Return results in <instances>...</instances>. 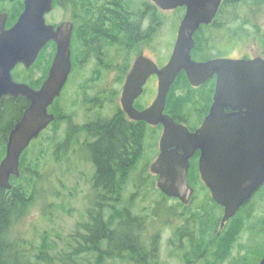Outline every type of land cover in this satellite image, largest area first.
<instances>
[{"label":"trees","instance_id":"obj_1","mask_svg":"<svg viewBox=\"0 0 264 264\" xmlns=\"http://www.w3.org/2000/svg\"><path fill=\"white\" fill-rule=\"evenodd\" d=\"M259 1L261 0H224L213 22L201 26L195 33L192 59L206 61L214 57H228L231 53H224L225 44H230L229 47L233 50L239 39H252L255 33L251 29L255 26L248 11ZM132 3L134 1L129 0L128 28H125L120 17L117 18L112 13L103 18L98 25L105 30L104 32L98 29L90 31L91 24L86 26L84 35L96 36L98 47L95 54L97 58L104 59L105 64L110 63V57L115 59L120 53L123 58L128 54L130 60L136 44L147 41L148 37L152 39L156 35L158 24L154 30L151 22L152 12L150 24L146 23L141 27L138 12L140 6ZM144 4L145 10L149 9L145 1ZM105 5L104 8L98 7L100 13L105 12ZM22 8L23 0L13 2L0 0V12L8 13V26L15 22ZM183 11V8L177 9L169 18L162 13L158 14L161 20L160 26L168 18L166 21L168 24H175L176 30ZM90 15L91 18L94 17L92 13ZM165 33L158 47L160 52L165 41ZM121 35L122 45H119V50L113 49V56L108 50L101 51V45L112 42L114 44ZM173 42L174 38L171 39L170 49ZM258 42L264 48V36L259 38ZM25 75H28V71L24 69H16L13 72V77L18 81H23ZM214 85V79H209L199 87H192L186 75L180 73L168 92L165 113L175 122L185 125L190 131L195 130L211 105ZM26 106L27 102L22 97L1 104L0 159L5 150L4 134L7 133L10 124L21 118ZM106 122L91 128L90 132H94L98 140L89 151L98 169L97 180L106 190L97 191L98 200L104 202L106 194H109L112 207L94 209L88 206L86 209L88 223L82 226L85 233L75 234L72 237L75 246L70 247L68 251L51 253L53 245L47 241L48 243L41 247L39 253L32 257L31 262L28 249L22 244L23 241L17 240L18 238L16 239L12 233L13 224L20 221L30 201V197L26 195L28 182L23 178L9 191L0 189V264H162L159 261L160 235L146 234L145 226L148 219L147 214L144 213L146 210L138 206L135 200L138 195H131L129 198L126 196L127 183L137 173L140 180L134 185L135 192L137 194L141 192L144 178L145 186L156 198L151 215L159 219L160 223L166 221L164 228L171 229L168 247L175 249L178 252L177 258L185 264L191 261H197L199 264H225L229 261L230 264H247L244 257L246 253L249 255L257 253V260L255 259L251 264L259 263L264 256V185L220 230L223 209L211 199L209 191L201 183L196 158L190 160L187 176L188 183L195 190L189 204L183 206L175 201L174 205L165 206L164 200L169 198L154 186L156 177L149 173L150 157L153 158L158 153L157 143L161 127L153 128L145 123L142 125L125 121L119 114ZM150 154L151 156L148 157ZM115 172L122 174L121 177L116 178ZM37 174L38 172L33 170L32 183L29 185L31 189ZM139 176L137 175L138 179ZM121 179L122 183H119ZM87 201L91 202L89 198ZM247 234L261 239L256 249L248 245L250 251L244 250L241 240ZM240 252L243 253L236 257Z\"/></svg>","mask_w":264,"mask_h":264},{"label":"water","instance_id":"obj_2","mask_svg":"<svg viewBox=\"0 0 264 264\" xmlns=\"http://www.w3.org/2000/svg\"><path fill=\"white\" fill-rule=\"evenodd\" d=\"M152 1L162 11L185 7L186 12L165 65L158 68L144 56L134 60L121 105L131 120L162 126L159 153L149 170L157 176V189L184 205L193 194L187 180L190 159L199 152L201 181L211 199L223 208L221 230L264 184V58L192 60L194 33L213 21L222 0ZM52 6L53 0H23L22 12L8 29L7 13L0 14V101L6 96L22 97L29 104L10 132L0 162V188L10 189L9 177L18 176L21 154L53 121L47 109L59 97L70 71V25L55 30L46 23L45 15ZM49 41L56 43L57 50L41 87L34 90L16 83L11 70L18 64L29 68ZM181 72L192 87L216 78L209 112L194 132L164 114L167 94ZM152 75L158 79L156 97L148 108L138 112L132 106L133 100ZM258 264H264V256Z\"/></svg>","mask_w":264,"mask_h":264},{"label":"flooded vegetation","instance_id":"obj_3","mask_svg":"<svg viewBox=\"0 0 264 264\" xmlns=\"http://www.w3.org/2000/svg\"><path fill=\"white\" fill-rule=\"evenodd\" d=\"M56 1L57 2H55V0H53V6H52L51 12L53 11L54 7L57 8L62 13L61 19L58 22L48 21L46 19V17L51 13L50 12V13L45 15V20H46V23L48 25L53 26V28L55 30H57L58 28H60L64 24L70 25V38H69V42H68L69 58H70V71H69V74L67 76L66 82L64 83V85L60 91L59 97L56 98L53 101V103L47 109L48 114H50L54 117L53 121L49 124V126L42 133H40L38 138H36L35 140H33L29 144L28 148L30 147V145L32 143H34L36 140H38L44 133L48 132V130L53 125L59 124L60 127L65 126L66 130H67V131L65 130V134H63V132H62L61 136H59L58 133L55 134V136H54V139L59 136L58 142H57L58 144H56V151L58 153V158L61 155H70V157L72 158V160H74V162H76V164L80 160H84L85 162H87L92 169L91 184H90V189H89V194H88V198L91 200V202L87 201V208L89 206L90 208H94V209L96 207H99L101 209H109L113 205V203H111V200H110L111 196L109 194H106L104 202L98 200L97 191L100 192V190H102V191L103 190L106 191V190L104 189V187L101 186V184L97 180L98 169H97V166H96V164L93 160V157L89 151L90 147L92 145H94V143H96L98 140V138L94 136L95 135L94 132H90V130L93 126H96L97 124L107 123L106 121H110L117 114H119L121 116V118L125 121H129L132 123H134V122L135 123H141L142 125L145 123L143 121L131 120L122 108L121 98H122V93H123V87L126 83V78L128 77V75L132 69L134 60L139 56H144V57L149 58L150 60H152L157 65L158 68H161L164 64L167 63V61L170 58L172 48L175 44L179 25H180L184 15H185L186 9H185V7H177L174 10L162 11L152 0H133L134 3H132V4H137L140 6V8H138V12H139L140 19H141L140 20V26L141 27L145 26L146 23L148 25L150 24V13L151 12L153 14L151 22H152V25L154 26V28H153L154 30L156 28V25L158 24L156 32L154 31L156 33V35H154V37L152 39L150 37H148L147 41H142L136 45H139L142 43H143V45L154 44V45L150 46V48L154 51H157L158 53H160V50L158 47L161 44V37H162L161 26L163 24L162 23L160 26L161 20L158 18V14L162 13V14L166 15L169 12L172 13L173 11H175L177 9H182V8L184 9L183 16H182L181 20L179 21L175 32L173 31L174 32V42H173V46L171 47L169 56L163 63H161L160 60H158V62H157V61L153 60L152 58H150L146 55H143V54H138V55H135L134 57L131 56L130 60H129L128 54L127 55L125 54V58H123L121 53H120V56L117 57L118 56V54H117L115 59H114V57H110L109 58L110 63L105 64L104 59L97 58L96 54H95V51L97 50V47H98V45H96V39H97L96 36L86 37L84 35L85 30H87L86 26L91 24L92 27L89 28L90 31H97V29H98L99 31L102 30L104 32L105 30L102 29L101 27H98V25H100L103 18L107 17V15L112 13L117 18L120 17L122 22H124L123 24L125 25V28H128V24H129V21H128L129 0H56ZM140 1H141V3H139ZM144 1H145V3L148 4L149 9H147V10H145V8H144L145 7ZM223 2H224V0H222V3ZM222 3L220 4V6L222 5ZM104 5H105V12H104L105 14L100 13L98 11V7L104 8L103 7ZM115 6H116V8H114ZM22 10H23V8H22ZM22 10H21V12H22ZM218 11H219V9H218ZM2 13H7V12H0V14H2ZM20 13H19V15H20ZM91 13H92V15L94 14L93 18H91V15H90ZM217 13H216V15H217ZM18 16H17V18H18ZM166 16L169 18L172 16V14L166 15ZM17 18H16V20H17ZM108 18L110 19L111 16H109ZM7 19H8V13H7ZM16 20H15V22H16ZM132 23H134V21ZM12 25L8 26L7 20H6V25H5L6 29L10 28ZM201 26H204V25H201ZM110 33H112V32H110ZM195 33H194V35H195ZM97 35H99V34H97ZM193 38H194V36H193ZM122 39L123 38L121 35L119 38H117L115 40L114 44L112 42L111 44L105 43V44L101 45L100 46L101 51L107 52V50H108L109 51L108 53L111 56H113V49H115V51L119 50L118 47L120 44L122 45ZM155 39L157 40L156 43L154 42ZM97 41H98V39H97ZM56 50H57L56 43L54 41H49L42 48V50L39 52L35 62L29 68L26 69L23 65L18 64L11 70L12 79L16 83L26 84L30 88H32L34 90H38L41 87V85L43 84V82L48 77L49 70L52 66L54 57L56 55ZM91 50H94V51H91ZM44 52H45V54H47L48 57H47V62L45 63V65L43 63V66H44L42 68L43 72L40 74L39 78H36L35 81L32 79V81H31L25 75V78L23 79V81H18L17 79H15L13 77V72H15L16 69H24L26 71H30L31 69H33V67L36 65L37 61L39 60V58L41 57V55ZM103 53L104 52H101V54H103ZM220 58H231V57L230 56H228V57H214V58H211L208 60L220 59ZM250 58L251 57H246L243 59H250ZM232 59H237V58H232ZM208 60H206V61H208ZM194 61H196V60H194ZM206 61H196V62H206ZM129 62H130V64H129ZM103 69H104V71L102 72ZM44 70H45V72H44ZM181 73H184V72H181ZM42 75H43V77H42ZM108 76L110 77V81L106 83L105 79ZM210 79H214V81L216 82L215 77H212ZM153 82L156 83V88L153 86ZM150 83H151L150 92H148V86H150ZM157 87H158L157 77L155 75L150 76L148 78V80L146 81V83L143 85L141 94L133 100V103H132L133 108L135 110H137L138 112H141L144 109L148 108L152 104L153 100L156 97ZM154 89L156 90V93H155L153 100L149 104L145 105V102L142 99L144 98L146 92H148L147 93L148 97H151ZM214 90H215V85H214ZM70 92H72L73 94H71ZM213 94H214V91H213ZM71 97H73L72 102L75 103L74 109H71V104H70L71 102H66V103H64V105H62L61 107L58 108L57 102L60 99L64 98L65 100H69ZM17 98H21V97H17ZM17 98L7 97V96L3 97L2 100L0 101V109H1V104L4 101L9 102L11 99L13 100V99H17ZM212 98H213V95H212ZM79 104L82 107L79 106ZM211 104H212V101H211ZM28 105L29 104L27 102L26 108L28 107ZM107 105L114 107V112L110 115H105V113H103V109H105V107H107ZM26 108H25V110H26ZM209 109H210V107H209ZM209 109H208V112H209ZM208 112H207V114H208ZM226 112H230V110L226 109ZM164 114H166L165 109H164ZM206 115H205V117H206ZM204 118H203V120H204ZM203 120H202V122H203ZM75 121L78 123H76ZM202 122L200 123V125L202 124ZM15 123L16 122L10 124L8 127L7 133L4 134L3 141H4L5 146L8 142L10 132L13 129ZM175 123H177V122H175ZM145 124H147V123H145ZM147 125L150 126L149 124H147ZM200 125L196 129H198L200 127ZM158 126L161 127V132L159 134V138H160V135L162 133V126L160 124H158V125L150 126V127L156 128ZM195 130H193V131L189 130V131L194 132ZM159 138H158V141H159ZM27 149L24 151V153L19 158L18 176L16 177V176L11 175L9 177V184L11 187H10V189H7V190H11L17 184V182L20 179L24 178V180L27 182L30 175L33 174L32 160H31V158H25V152L27 151ZM157 151H158V143H157ZM158 153H159V151H158ZM158 153H157V155H158ZM4 157H5V150H4V154H3L2 158L0 159V162ZM193 158L197 159V168H198V158H199V152L198 151L195 152V154L193 155V157L191 159H193ZM189 167H190V163H189ZM138 170H139V168H138ZM188 170H189V168H188ZM198 174H199V171H198ZM121 175L122 174L115 172L116 178L118 176L121 177ZM137 175L139 176V173H137ZM119 183H122V179L119 181ZM99 187H102V188H99ZM261 187L259 189H261ZM28 188H30V187H27L26 189L28 190ZM0 189L6 190V188H0ZM126 189H127V186H126ZM193 190H194V188H193ZM194 192H195V190H194ZM193 195H194V193H193ZM193 195H192V197H193ZM192 197H191V199H192Z\"/></svg>","mask_w":264,"mask_h":264},{"label":"rangeland","instance_id":"obj_4","mask_svg":"<svg viewBox=\"0 0 264 264\" xmlns=\"http://www.w3.org/2000/svg\"><path fill=\"white\" fill-rule=\"evenodd\" d=\"M248 11L251 20L254 23V37L248 40H238L234 45L233 50L228 44L224 45V53L228 52L231 58H246V57H264V48L258 42L259 38L264 36V0L256 2ZM169 12L166 15H170ZM62 17V13L53 8V11L46 17L48 21L58 22ZM168 19V18H167ZM166 19V20H167ZM163 21L161 30V42L163 40V33L166 32L165 41L162 43V52L158 53L150 48L154 45H135L132 56L138 54L146 55L153 60H160L163 63L169 56L171 39L174 38L175 24H168L167 21ZM168 24V26H167ZM167 26V28H166ZM172 31H174L172 33ZM156 43L157 40L155 39ZM47 54L45 52L41 55L36 65L28 71V79L35 81L40 77L43 72V63L47 62ZM46 58V59H45ZM45 61V62H44ZM45 72V70H44ZM43 77V75H42ZM40 80V79H39ZM38 80V81H39ZM110 77L105 79V82H109ZM153 86L156 88V83L153 82ZM150 86H148V92H150ZM142 99L145 105L149 104L156 93L154 89L151 97H148L147 93ZM73 94L72 92H70ZM73 97L69 100L60 99L57 102L58 108L64 105L66 102H71V109L75 108V103L72 102ZM79 106H81L79 104ZM82 107V106H81ZM84 107V106H83ZM114 112V107L107 105L103 109L105 115H110ZM76 122V121H75ZM78 123V122H76ZM66 127H60L53 125L48 132L44 133L38 140L30 145L25 152V158H31L32 169L38 170L35 183L32 184V189L28 188L27 197H30V201L27 203L23 211V216L19 222L14 223L12 226V233L17 240H22L24 248L28 249V257L32 262V257L39 253L41 247L44 244L52 243L53 247L51 253L68 251L70 247L75 246L72 242V237L75 234H84L82 226L88 223L86 218L87 200L91 184L92 169L90 165L84 160L74 162L70 155H61L58 158L56 151V144H58V137L65 134ZM67 131V130H66ZM58 133V137L54 139L55 134ZM152 154V153H151ZM148 155L149 156H151ZM156 157V156H155ZM155 157H150L149 164ZM66 159V160H65ZM147 161V159H146ZM145 162V160H144ZM74 164V165H73ZM140 180L136 175H133L127 183V197L131 195L136 196L138 206L143 207L147 214V223L145 230L147 235L158 234L160 235L159 242V261L162 264H185L179 258H177L178 252L175 249L168 247V240L170 238L171 229L164 228L166 221L160 223L155 216L151 215L155 204L156 198L150 193L148 187L145 186V180L143 178V185L141 192L138 194L135 192L134 185ZM27 185L30 187L32 183V175L27 180ZM155 186V184H154ZM32 193V196H30ZM134 199V197H133ZM157 202V201H156ZM165 206H172L175 204L174 200H164ZM169 223H172L169 221ZM259 237L247 234L245 238L241 240L244 250H248L249 246L252 249L257 248V243L261 241ZM249 245V246H248ZM246 248V249H245ZM238 249V247H237ZM236 253V252H235ZM234 253V254H235ZM243 252H240L236 257ZM259 256V255H258ZM247 264L257 260V253L244 255ZM231 261L225 264H230ZM189 264H199L197 261H191Z\"/></svg>","mask_w":264,"mask_h":264}]
</instances>
